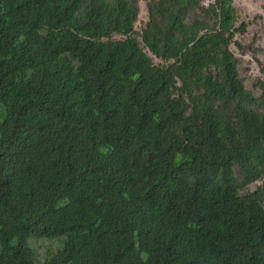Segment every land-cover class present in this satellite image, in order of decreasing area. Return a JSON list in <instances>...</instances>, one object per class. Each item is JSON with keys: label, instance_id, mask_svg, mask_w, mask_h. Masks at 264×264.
<instances>
[{"label": "trees", "instance_id": "16d2710c", "mask_svg": "<svg viewBox=\"0 0 264 264\" xmlns=\"http://www.w3.org/2000/svg\"><path fill=\"white\" fill-rule=\"evenodd\" d=\"M0 0V264H264V81L234 0ZM261 184L250 190V185Z\"/></svg>", "mask_w": 264, "mask_h": 264}, {"label": "rangeland", "instance_id": "374dc122", "mask_svg": "<svg viewBox=\"0 0 264 264\" xmlns=\"http://www.w3.org/2000/svg\"><path fill=\"white\" fill-rule=\"evenodd\" d=\"M150 0H139V15L136 29L140 30L148 18L147 4ZM209 3L214 0H202ZM239 13L238 24L245 22V31L236 35L240 46L232 44L231 50L240 60V74L247 86L257 94L261 93L260 81H264V0H234ZM261 181L250 185L255 190ZM2 245L0 244V248ZM33 247L38 251V264H43L47 254L56 251L57 243L47 241H34Z\"/></svg>", "mask_w": 264, "mask_h": 264}]
</instances>
